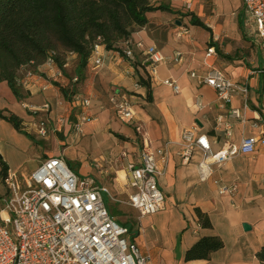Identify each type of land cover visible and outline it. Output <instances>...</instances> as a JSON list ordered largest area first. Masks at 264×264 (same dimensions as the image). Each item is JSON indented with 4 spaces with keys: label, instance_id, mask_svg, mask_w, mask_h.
Instances as JSON below:
<instances>
[{
    "label": "crops",
    "instance_id": "1",
    "mask_svg": "<svg viewBox=\"0 0 264 264\" xmlns=\"http://www.w3.org/2000/svg\"><path fill=\"white\" fill-rule=\"evenodd\" d=\"M150 3L156 9L146 13L148 23L131 35L128 48L132 57L98 46L71 99L64 97L57 84L67 85L71 77L76 78V54L67 56L60 83H49L43 64L22 67L17 77L22 99L7 82H0V110L20 117L33 137L0 119V157L7 163L8 173L20 178L48 157L61 156L72 170L78 167L75 172L80 178H92L131 207L127 202L134 189L128 182L126 164H138L146 147L155 153L162 172L158 184L165 204L152 215H140L131 207L136 216L130 224V239L150 264H261L256 253L264 246V147L213 165L212 175L202 181L198 165L204 153L194 147L185 160L182 141L184 129L195 127L198 134L208 137L216 152L225 141V124L231 126L230 141L236 144L264 130V54L255 33L245 25L243 0ZM195 20L208 29L194 24ZM151 47L161 57L160 62L152 63ZM209 48H214V53L207 56ZM96 59L101 60L99 65ZM213 68L239 88L229 103L202 82ZM165 80L175 82L179 91L165 85ZM112 94L131 101L130 122L114 115L109 102ZM84 98L91 102L88 109L81 104ZM231 108H238L241 116L230 117ZM84 112L96 120L77 133L71 122ZM60 116H65L66 123L57 131ZM42 119L50 124L47 137L38 133ZM4 186L0 185V198L7 194ZM231 187L235 188L233 195L224 192ZM196 208L209 214L211 228L200 226ZM213 235L223 240L222 249L208 260L185 259L187 250L199 239Z\"/></svg>",
    "mask_w": 264,
    "mask_h": 264
},
{
    "label": "built area",
    "instance_id": "2",
    "mask_svg": "<svg viewBox=\"0 0 264 264\" xmlns=\"http://www.w3.org/2000/svg\"><path fill=\"white\" fill-rule=\"evenodd\" d=\"M243 3L245 25L255 33L264 54V0H243ZM128 47L124 49V55L132 57ZM97 48L95 45L93 51ZM149 53L152 63L162 60L155 48H149ZM213 53L214 48H209L207 56ZM95 63L99 65L101 60L96 59ZM43 65L49 83H60L64 75L55 61L48 58ZM261 73L264 99V67ZM202 82L213 88L225 103L239 92L236 84L214 68ZM164 84L179 91V86L171 80H165ZM241 91L247 92L246 89ZM109 102L118 119L132 120L133 110L127 97L112 94ZM81 104L88 109L91 102L84 98ZM197 105L199 107L201 103L197 102ZM229 116L239 118L241 111L231 108ZM95 120L94 115L84 112L71 122V126L75 132L82 133L84 125ZM65 123V116H60L55 130L60 131ZM37 127L41 136H48L50 124L47 120H40ZM224 131L225 141L216 152L208 137L198 134L195 127L182 132L185 160L194 147L204 153L198 165L202 181L212 175L213 165L219 166L237 155L253 153L258 146L264 147V130L259 136L243 138L238 144L230 141L232 129L229 124L224 125ZM158 153L165 156L163 150ZM126 172L129 185L134 189L127 204L140 215L161 211L165 195L158 184L162 172L157 167L155 153L145 147L138 164L127 162ZM3 183L7 194L0 198V264H150L149 258L130 239L128 228L108 211L103 192L109 193V190L96 185L92 178H80L63 157H48L24 177L7 172ZM224 192L233 195L235 188H224Z\"/></svg>",
    "mask_w": 264,
    "mask_h": 264
},
{
    "label": "trees",
    "instance_id": "3",
    "mask_svg": "<svg viewBox=\"0 0 264 264\" xmlns=\"http://www.w3.org/2000/svg\"><path fill=\"white\" fill-rule=\"evenodd\" d=\"M154 9L156 7L150 0H0V82H7L14 95L22 99L17 82L22 67H38L52 58L65 73L67 56L76 54L79 61L77 79L74 81L71 77L67 85L57 84L64 97L71 99L84 78L95 45L124 55L134 29L145 26L148 23L146 13ZM194 24L208 29L199 20ZM0 119L7 120L18 132L33 138L17 115L0 110ZM0 167L3 179L8 165L1 157ZM195 211L200 226L211 228L209 214L199 208ZM121 225L131 233V225ZM223 247L220 236H205L187 250L185 259L208 260ZM256 257L264 264V246Z\"/></svg>",
    "mask_w": 264,
    "mask_h": 264
},
{
    "label": "rangeland",
    "instance_id": "4",
    "mask_svg": "<svg viewBox=\"0 0 264 264\" xmlns=\"http://www.w3.org/2000/svg\"><path fill=\"white\" fill-rule=\"evenodd\" d=\"M74 172L78 170L77 168H73ZM75 172V173H76ZM0 185L3 187V179L0 177ZM5 187V186H4ZM110 193L103 192V196L105 199V203L107 205L108 210L111 213H114V217L118 220L120 224L130 225L135 220V210L127 205H125L121 200L122 198L113 195L112 191L109 189ZM164 193V192H163ZM165 195V194H164ZM134 211V212H133ZM122 212V215H121Z\"/></svg>",
    "mask_w": 264,
    "mask_h": 264
},
{
    "label": "water",
    "instance_id": "5",
    "mask_svg": "<svg viewBox=\"0 0 264 264\" xmlns=\"http://www.w3.org/2000/svg\"><path fill=\"white\" fill-rule=\"evenodd\" d=\"M244 228H245L246 230L250 229L249 226H247V225H244Z\"/></svg>",
    "mask_w": 264,
    "mask_h": 264
}]
</instances>
